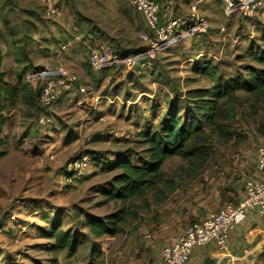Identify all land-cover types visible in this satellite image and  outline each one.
<instances>
[{"label": "rangeland", "instance_id": "1", "mask_svg": "<svg viewBox=\"0 0 264 264\" xmlns=\"http://www.w3.org/2000/svg\"><path fill=\"white\" fill-rule=\"evenodd\" d=\"M197 1L181 0L177 5L173 2L172 16L183 18L188 25L192 6ZM213 1L216 5L212 8L213 12L209 18L200 10L207 2L198 5V14L207 20L208 31L186 37L187 39L176 48L157 54L156 64L150 69L146 70L143 66L129 69L123 65L103 69L110 70L107 71L110 79L103 82L106 87L105 94L109 92L112 102L107 105L105 100L99 104L95 103L101 107L99 111H106L101 118L102 122L93 119L95 122L90 126H87V123L83 125V121L89 120L92 114L89 116L86 112L88 110L76 107L74 94L68 98V101L72 100L68 112L58 114L68 127L66 131L57 125L58 130L45 129L36 138L35 134L30 135L32 125L28 129L25 126L18 127L12 117L8 118L10 123L6 134L0 136L6 140L0 144V264H52L54 258L58 259L59 264H106L105 257L98 256L104 243H95L93 237L82 230L81 225L88 216L102 217L120 206V203L108 202L101 195L103 186L119 172L115 166L112 167V160H117L123 155H127L134 162L147 159L148 145L140 137V131L159 128L170 101L176 99L177 93L180 98L176 108L181 110L180 114L184 116L192 97L188 94L189 91L209 87L208 80L201 79L192 72L196 60L204 57L213 61L227 77L245 78L248 66L261 68L253 61L248 49L256 47V52L258 49H264V43L260 40L264 35V30L260 27L264 20H259L264 14V8H260L251 19L242 13L228 17L224 6L218 1ZM82 13L91 14L87 6L83 7ZM252 26H256V29L253 30ZM222 28L225 30L221 31ZM178 31L183 33L186 29L183 27ZM112 34L121 41L119 50L122 58L128 57L129 52L141 46L139 34L121 33L119 30ZM196 39L197 44H194ZM49 67L58 66L49 64ZM155 72L157 76H154ZM83 75L84 83L91 93L89 98H93L100 87L94 85L93 81L97 83L96 77L100 76L89 73L88 76L86 72ZM171 87L176 90L175 93H172ZM239 96L242 106L239 122L235 123L234 127H238L244 138L240 143L234 141L224 144L215 141L212 158L200 177L184 181L176 179L179 192L176 193L174 198L177 199L174 201L179 199L189 203V196L194 195L197 204L201 203L202 195L208 189L205 176L211 175V171L217 166H230L229 160L218 165L219 155L240 157L243 161L242 157H249L250 153H255L264 143V98L258 101L245 92H240ZM58 111L61 112L62 109H57ZM75 128L81 131V134L79 138L75 136L71 141L69 139H72L74 134L67 132L71 129L72 133H76ZM18 131L20 134L26 132L28 140L25 136L18 140ZM115 133H118V136ZM84 154L97 159L96 162L102 164V167L96 163L83 179H73L66 167L68 163ZM183 164L180 158H171L164 164L163 172L168 177H174ZM238 175L240 174L236 173V177ZM140 203L141 201L138 204ZM151 207L141 211L142 223L150 219L155 222L153 212L157 214V211ZM53 222L61 223L65 231L73 230V235L80 240V248L76 254L68 251H49L55 241L47 238L43 231L48 232Z\"/></svg>", "mask_w": 264, "mask_h": 264}, {"label": "crops", "instance_id": "2", "mask_svg": "<svg viewBox=\"0 0 264 264\" xmlns=\"http://www.w3.org/2000/svg\"><path fill=\"white\" fill-rule=\"evenodd\" d=\"M52 1L61 11L60 17L49 15L45 0H0L1 69L6 75L5 83L10 86L15 85L22 78L27 87L39 95L40 84L33 82V76L49 67V64H55L59 69L76 74L78 81L71 94L75 95L74 102H76L75 105L78 109L88 110L86 112L89 116L92 114L89 120L83 121V125L87 123V126H90L95 122L93 119L101 121L104 112H106L99 111L101 107L97 105L104 100L106 105L112 102L109 92L105 94L106 87L103 82L110 79L111 76L107 72L110 70L98 72L91 70L89 65L90 52L97 49L109 57L116 56L126 61L123 66L129 67V69L135 66H140V68L143 66L148 70L156 64L157 56L132 62L135 57L147 50L148 45L142 41L141 43L138 42L140 47H136L137 43L134 45L136 49L129 52L128 57L122 58L120 55L119 42L121 41L115 38L112 33L117 30L121 33L131 32L133 35L148 32L144 18L133 8L131 0H106V2L104 0ZM156 1L163 6L161 15L167 21L173 17L174 5L179 4L181 0ZM206 2L200 10L204 11V15L209 18L216 2ZM84 6L89 8L91 14L82 13ZM247 18L251 19L252 17L247 16ZM262 19L264 20V14L259 18V20ZM209 22L212 23V20L209 19ZM260 27L264 30V23ZM252 28L254 30L256 26H252ZM194 41L195 43H193L197 44L198 40ZM181 43H177L173 48ZM85 50L87 51L85 52ZM85 72L87 75L89 73L100 76L99 78L96 77L97 83L93 81L94 85L100 86L99 92L95 93L93 98H89L91 93L88 91L89 87L84 83L83 73ZM154 76H157L156 72ZM71 94L53 107L50 113L54 122L47 126L39 124L40 112L34 111L26 99L21 98L15 105L6 99H1L4 105L1 115L5 124L0 129V136L7 131L10 123L8 118L10 117L18 127L25 126L28 129L32 125L30 135L35 134L36 138L45 129L58 130L57 125H60L63 130L68 129L64 119L58 114L68 112L67 109L72 103V100L68 101V98L72 96ZM57 109H62V111L57 112ZM75 130L76 133H72L71 129L67 132L74 134L72 139H69L71 141L75 136L79 138V134H81V131L76 128ZM142 131L144 129L140 132L142 133ZM50 133L53 134V132ZM21 136L27 137L28 140L26 132L20 134L18 131V140ZM3 141L6 140L0 138V144H3ZM245 156L242 157L243 161L240 157L218 156V165L229 160L230 166L229 168L217 166L211 171V175L205 176L208 189L203 193L201 203L197 204L194 195L189 196V203L179 199L177 202L174 201L177 199L174 198L176 193L179 192L176 190L168 200L151 207L152 210L156 209L157 211V214L153 212L155 222L152 219L145 220L130 233L97 240L96 242L99 244L100 242L104 243L100 252L103 254V258L105 257V263L163 264L160 257V251L163 247L170 245L176 236L183 234L191 224L202 221L210 213L218 212L227 205H237L245 197L244 185L247 178L248 180H257L263 177L257 171V151L250 153L247 158ZM121 157L128 156L123 155ZM93 165L96 164L90 165V171ZM231 166L233 167L230 168ZM95 173L96 171L93 175ZM236 173L240 175L236 177ZM80 179L83 178H78V180ZM107 184L103 186V190L107 188ZM103 190L101 191L102 196ZM113 212L114 210L97 218H104ZM82 230L89 233L88 229L82 228ZM188 264H264V215H255L232 232L227 253L221 251L216 244L197 246L194 248Z\"/></svg>", "mask_w": 264, "mask_h": 264}, {"label": "trees", "instance_id": "3", "mask_svg": "<svg viewBox=\"0 0 264 264\" xmlns=\"http://www.w3.org/2000/svg\"><path fill=\"white\" fill-rule=\"evenodd\" d=\"M261 38L264 43V35ZM255 49L249 48L248 52L261 68L248 66L245 78L227 77L218 65L207 58L196 60L192 72L208 80L209 87L189 91L192 97L184 116L176 108L180 98L178 93L176 99L170 103L167 101L168 111L163 115L159 128H148L140 133L148 145L147 159L134 162L128 157H120L112 160V167L115 166L119 172L112 177L102 194L108 202L120 203V206L104 218L88 216L81 225L83 229H88V235L93 237L95 243L105 237L124 235L137 229L142 223L141 211L168 200L178 188L176 179L184 181L200 177L212 158L215 141L224 144L242 141L243 135L238 127H234L239 122L242 106L239 93L245 92L258 101L264 98V49H258V52ZM1 62L0 52V129L5 124L1 115L4 108L1 99L15 105L23 98L34 111L40 112V115L44 112L39 104L40 94L29 89L22 78L15 85L5 83L6 75L1 69ZM171 91L176 92L172 87ZM174 157L180 158L184 164L174 177H168L163 172V166ZM43 234L55 241L50 252L76 254L79 251L78 237L73 235V230L62 229L59 222H53L50 230L43 231ZM98 256L101 258L103 254L99 253ZM52 264H59L58 259H52Z\"/></svg>", "mask_w": 264, "mask_h": 264}, {"label": "built area", "instance_id": "4", "mask_svg": "<svg viewBox=\"0 0 264 264\" xmlns=\"http://www.w3.org/2000/svg\"><path fill=\"white\" fill-rule=\"evenodd\" d=\"M213 0H198L192 6L190 23L186 25L181 17H172L165 21L161 12L163 6L156 0H131L133 8L145 20L148 32L140 35L142 42L148 45L147 50L135 57L132 62L153 58L161 52L173 48L189 36L204 34L208 31L207 20L198 14V5ZM224 6L226 16L242 13L251 17L260 8L264 0H215ZM49 15L61 16V11L52 0H45ZM172 4V3H171ZM185 27L186 31L179 33ZM225 29L222 28L221 31ZM187 37V38H186ZM126 61L116 56L109 57L93 49L89 54L91 70L98 72L109 66L123 65ZM77 75L57 67H46L33 76V82L40 84L39 104L43 112L39 118L42 126L51 125L54 118L50 111L65 97L71 94ZM118 136V133H115ZM123 136V135H121ZM96 164L89 154L81 155L68 163L66 170L70 177L83 178L90 172V165ZM257 171L261 179H249L244 185L245 197L237 205H227L218 212L210 213L202 221L191 224L186 231L176 236L170 245L163 247L160 257L163 264H188L195 247L216 244L227 253L232 232L255 215H264V143L257 150Z\"/></svg>", "mask_w": 264, "mask_h": 264}]
</instances>
